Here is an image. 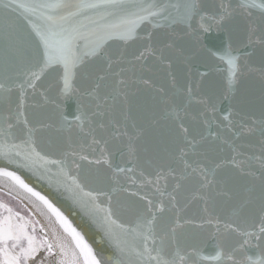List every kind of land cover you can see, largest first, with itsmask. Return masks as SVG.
<instances>
[{
  "label": "snow or ice",
  "instance_id": "snow-or-ice-1",
  "mask_svg": "<svg viewBox=\"0 0 264 264\" xmlns=\"http://www.w3.org/2000/svg\"><path fill=\"white\" fill-rule=\"evenodd\" d=\"M0 157L51 173L114 249L0 169L71 236L59 264H264V0H0ZM8 211L0 264H26Z\"/></svg>",
  "mask_w": 264,
  "mask_h": 264
},
{
  "label": "water",
  "instance_id": "water-1",
  "mask_svg": "<svg viewBox=\"0 0 264 264\" xmlns=\"http://www.w3.org/2000/svg\"><path fill=\"white\" fill-rule=\"evenodd\" d=\"M51 158L55 159L56 157L52 156ZM16 160L17 162L9 163L7 159L0 157V169L15 173L29 188L48 199L67 218L72 227L80 232L98 258L107 259L113 256L114 249L103 232L98 229L78 205L73 203L64 188L59 186L54 179H50L51 173H46L43 169L35 171L30 167L21 166L18 158ZM49 167L52 168L53 172L56 170L55 166L50 165ZM0 188L20 200V202L30 206L41 217L50 232L56 234L60 239L70 257L75 248L72 238L64 231L56 217L42 201L9 176L0 175Z\"/></svg>",
  "mask_w": 264,
  "mask_h": 264
},
{
  "label": "rangeland",
  "instance_id": "rangeland-1",
  "mask_svg": "<svg viewBox=\"0 0 264 264\" xmlns=\"http://www.w3.org/2000/svg\"><path fill=\"white\" fill-rule=\"evenodd\" d=\"M0 205H3V207H0V217H7L10 215L9 209H11V213H19L20 216L24 217V220L28 223L27 232L29 235L35 236V247L37 249H46L42 250L44 255L41 257L42 259H45L47 257H51L53 255V252H48V246L46 244H42L43 241V234L40 233V226L38 221L35 219L33 213L22 203L20 200L13 197L8 192H5L0 188ZM33 226H35V231L33 232ZM23 246H27V241H22ZM16 251H19V249H16ZM38 251V250H37ZM41 252V251H39ZM41 252V253H42ZM37 254V253H36ZM40 254V253H39ZM40 257V256H38ZM27 264V262H26Z\"/></svg>",
  "mask_w": 264,
  "mask_h": 264
},
{
  "label": "bare ground",
  "instance_id": "bare-ground-1",
  "mask_svg": "<svg viewBox=\"0 0 264 264\" xmlns=\"http://www.w3.org/2000/svg\"><path fill=\"white\" fill-rule=\"evenodd\" d=\"M23 201V200H21ZM24 202V201H23ZM25 205V203H23ZM27 206V205H25ZM27 208L33 213L35 219L38 221L40 230L43 234V240H47V246L50 244L52 246L51 251L53 252V255L51 257H47L45 259H42L44 255L41 248L37 249L35 256L30 257L27 260V264H59V261L64 259V257L61 256L60 253V247L61 241L60 239L56 236V234H52L50 230L46 227L44 221L41 219V217L30 207L27 206ZM46 250V249H44ZM43 250V251H44ZM48 250V249H47ZM41 251V252H39ZM40 253V254H39ZM40 256V257H38Z\"/></svg>",
  "mask_w": 264,
  "mask_h": 264
},
{
  "label": "flooded vegetation",
  "instance_id": "flooded-vegetation-1",
  "mask_svg": "<svg viewBox=\"0 0 264 264\" xmlns=\"http://www.w3.org/2000/svg\"><path fill=\"white\" fill-rule=\"evenodd\" d=\"M40 233H42L41 230H40ZM42 239H43V238H42Z\"/></svg>",
  "mask_w": 264,
  "mask_h": 264
}]
</instances>
